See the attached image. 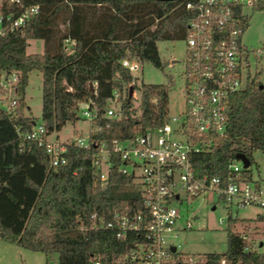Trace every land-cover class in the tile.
<instances>
[{"label": "trees", "instance_id": "obj_1", "mask_svg": "<svg viewBox=\"0 0 264 264\" xmlns=\"http://www.w3.org/2000/svg\"><path fill=\"white\" fill-rule=\"evenodd\" d=\"M184 0H20L37 5V13L21 30L0 35V72L17 71L19 95L14 115L0 111V187L12 175L25 170L31 161L42 171L40 182L24 178L34 191L26 215L18 223L0 222V240L45 256L55 254L56 264H87L92 254L111 259L123 252L131 241L115 240L107 230L88 228L91 216L109 217L113 210L128 213L141 210L138 192L130 179L111 172L102 186L93 177L87 148L68 145L64 163L48 167L43 148L33 141H22L33 119L24 101L29 73L40 74V122L47 132L59 131L78 119V102L90 99L98 123L112 90H120L131 78L123 68V58L148 62L161 68L156 43L184 37ZM18 7L2 0L0 14L16 12ZM63 24V30L59 25ZM41 42V51L27 53V40ZM65 39L73 41L71 46ZM90 83H95L94 94ZM251 79L244 89L233 93L228 102V126L224 137L207 151L192 154L190 164L196 176L222 175L226 163L237 153L250 161V152H264V89ZM139 102L122 101V117L91 136L94 142L125 139L137 127L160 125L167 114V91L160 84H141ZM35 121V120H34ZM22 147L19 149V144ZM74 171V172H73ZM249 180V174L243 175ZM264 218V215H258ZM236 219H232V224ZM226 228L223 252L207 253L206 264L225 257L236 264H264V256L242 251L241 239ZM79 226H84L79 230Z\"/></svg>", "mask_w": 264, "mask_h": 264}, {"label": "built area", "instance_id": "obj_2", "mask_svg": "<svg viewBox=\"0 0 264 264\" xmlns=\"http://www.w3.org/2000/svg\"><path fill=\"white\" fill-rule=\"evenodd\" d=\"M8 2L18 10L0 14V35L21 30L38 11L37 5H23L20 0ZM182 4L186 14L183 55L178 59L172 57L168 62L170 67L179 63L182 66L183 109L178 116L166 114L160 125L137 127L125 139L91 140L92 135L122 117L121 106L126 97L139 102V86L131 75L139 62L123 58L120 64L131 78L120 90H112L106 99L100 116L103 124L98 123L97 111L87 99L77 104V116L89 125L87 132L79 137L67 141L51 138V132L34 120L29 131H18L22 141H33L43 148L48 167L52 169L64 163L63 154L68 145L87 148L92 143L91 168L95 182L102 186L111 172H117L128 177L138 192L141 210L131 213L113 210L107 218L91 216L90 230H107L115 240L131 238V241L111 259L92 254L87 264H206L205 256H187L181 260L177 246L169 241L179 230L190 229L192 221L198 218L187 212L184 205L204 196L215 197L224 204L227 213L225 218H218V223L227 225L232 224L237 209L261 208L262 212L246 225L234 228L232 224L230 230L241 239L243 252L264 256V218H258L264 215V191L243 177L247 167L237 163L240 160L233 156L227 160L224 174L196 176L190 164L192 154L207 151L226 135L229 98L251 80L248 77L250 52L240 41L246 27L242 9L264 10V0H184ZM64 43L71 46L73 41L65 39ZM262 53L257 48L253 55L260 57ZM18 74L17 71L0 72V111L8 116L14 115ZM90 88L94 94L95 83H90ZM211 208L214 209L213 205ZM214 264L236 263L221 257Z\"/></svg>", "mask_w": 264, "mask_h": 264}, {"label": "rangeland", "instance_id": "obj_3", "mask_svg": "<svg viewBox=\"0 0 264 264\" xmlns=\"http://www.w3.org/2000/svg\"><path fill=\"white\" fill-rule=\"evenodd\" d=\"M2 0H0L1 5ZM243 14L246 15V27L243 30L240 41L250 52L248 59L249 79H254L264 89V10H255L243 7ZM64 25L60 24L59 29L63 30ZM159 59L162 67L158 68L148 62H140L138 69L132 72L133 81L137 86L141 84H160L165 86L167 91V115L178 116L183 109V81L181 79V64L168 66L170 58H181L183 55L184 43L182 40L158 41L156 43ZM260 48L263 53L260 57H254L253 52ZM41 51L39 40H27L26 52L38 53ZM19 92H17V96ZM138 98V93H136ZM24 101L28 107L31 119L40 122V74L33 71L29 74L27 84L24 88ZM138 102V100H137ZM132 100L133 106L137 105ZM88 123L78 117L73 123L68 122L59 131H52L50 137L58 140H71L83 135L88 130ZM250 161L244 170L249 174L250 181L258 184L264 191V152L252 150ZM241 165V162L238 161ZM25 170L12 175L0 187V222L18 223L17 216L22 218L26 215V208L29 207L34 198V191L24 184V178L34 182L42 179L41 168L31 161H24ZM213 205L214 209H211ZM187 212H192L198 218L194 219L191 228L179 230L175 237L169 241L177 246L179 258L186 259L187 256L202 258L207 253L223 252L226 247L225 222L218 223V218H225L226 209L224 204L215 197H198L184 205ZM190 212V213H191ZM262 212L261 208L245 206L237 209L233 219H236L234 228L246 225L256 214ZM250 225V224H247ZM232 228V225L229 229ZM176 256V257H177ZM0 264H56V255L48 256L39 252L29 251L0 240Z\"/></svg>", "mask_w": 264, "mask_h": 264}, {"label": "water", "instance_id": "obj_4", "mask_svg": "<svg viewBox=\"0 0 264 264\" xmlns=\"http://www.w3.org/2000/svg\"><path fill=\"white\" fill-rule=\"evenodd\" d=\"M159 1H172V0H159ZM259 88H261V85L259 86ZM130 93H131V87L128 88V97L130 96ZM234 157L241 161L243 167H247L248 166L249 161H248L247 157L244 154L237 153V154H235ZM211 209H213V208H211Z\"/></svg>", "mask_w": 264, "mask_h": 264}, {"label": "crops", "instance_id": "obj_5", "mask_svg": "<svg viewBox=\"0 0 264 264\" xmlns=\"http://www.w3.org/2000/svg\"><path fill=\"white\" fill-rule=\"evenodd\" d=\"M30 74V73H29ZM29 76V75H28ZM260 86V85H259Z\"/></svg>", "mask_w": 264, "mask_h": 264}]
</instances>
